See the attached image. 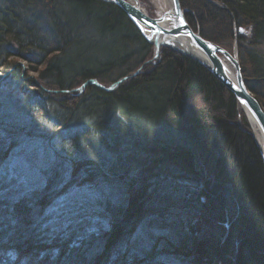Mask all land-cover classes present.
I'll list each match as a JSON object with an SVG mask.
<instances>
[{
    "label": "trees",
    "instance_id": "1",
    "mask_svg": "<svg viewBox=\"0 0 264 264\" xmlns=\"http://www.w3.org/2000/svg\"><path fill=\"white\" fill-rule=\"evenodd\" d=\"M179 1L193 30L200 24L203 32L202 23L211 24L209 34H200L214 44L213 34L230 35L231 18L237 29L248 30L250 49L238 37V56L246 88L264 111V56L254 51L264 43V0H211L229 15L206 0ZM151 55L152 46L125 14L100 0H0V76L5 75L0 77V129L8 140L0 139V163L3 149L14 142L44 138L45 148L55 149L36 194H12L8 202L0 189V264H141L136 256L144 255L143 248L127 240L150 223L146 213L171 221L179 210L174 199L157 207L156 190L150 188L155 183L140 181L144 176L158 180L164 172L194 180L196 195L205 200L197 199L203 211L196 228L206 217L232 222L224 247L227 255L235 252V260L227 264H264V169L253 140L237 126L241 118L247 129L233 95L206 69L170 49L160 51L158 64L143 68ZM20 62L31 78L23 75ZM140 68L112 92L92 84L76 91L91 80L112 85ZM123 164L126 169H120ZM128 171L136 172L141 184L134 187L138 181L131 184ZM72 183L83 192L68 191ZM111 184L123 211L109 216L108 231L95 233L99 239H89L94 233L79 226L96 217L88 204L70 203L67 209L75 215L70 218L75 231L54 230L46 226L52 219L36 216L66 192L97 200L98 188ZM215 230L214 244L222 234ZM157 241L170 243L161 236L153 246ZM85 247L93 252L90 261ZM132 251L136 254L129 259ZM184 256L191 259V252Z\"/></svg>",
    "mask_w": 264,
    "mask_h": 264
},
{
    "label": "rangeland",
    "instance_id": "2",
    "mask_svg": "<svg viewBox=\"0 0 264 264\" xmlns=\"http://www.w3.org/2000/svg\"><path fill=\"white\" fill-rule=\"evenodd\" d=\"M128 1H131V0H128ZM136 1L141 11L144 12L145 15H147L151 19H156V18L161 17L167 9V6L165 5L164 0H136ZM206 1L207 3L213 5L214 7L225 11V13H228L229 15L228 9L223 8V6H221L220 4L213 2L211 0H206ZM182 9L187 12L186 9L184 8ZM204 23H202L204 26L203 32H201L202 28L200 24L196 26L195 30H193L190 27L194 33H199V36L201 38L203 37L201 36L200 32L207 35V33L209 34L210 29L212 31V28H210L211 24L208 28H206ZM208 23H211V22H208ZM230 28H231L230 35L228 34V32H225L222 35L213 34L215 37H217L216 39H214L216 40L215 45L221 50H223L224 52H226L231 57L234 55V50H235L237 52L238 64L241 69L240 60L238 56V47H240L238 43V37L243 38L245 41L242 47L246 49H250V47L247 46L249 32L248 30L237 29L235 22L232 18H231ZM234 38L236 41H234ZM208 42L212 43L211 41H208ZM150 45L152 46V55L150 56L149 60L143 65V68L158 64L160 51L163 48L170 49L167 46L159 47L158 56L157 58H154L153 56L154 46L152 44ZM170 50L183 55L179 51H175L173 49H170ZM254 51L264 56V43L254 48ZM216 55L221 57V54L216 53ZM18 64L17 65L22 68L23 75L26 74L27 76H30L31 78L32 75H30V73H27V68H26L25 63L20 62ZM143 68H140L136 72H142ZM241 73H242V70H241ZM0 77L1 79H3L5 78V75H1ZM242 77H243V74H242ZM127 78L129 79L132 77H127ZM96 82L99 84L98 81ZM99 85L102 88H107V89L111 87V85H105L106 87L101 84ZM84 88L80 87L79 89L82 90ZM116 88L117 86L114 85L110 91H105V92H112ZM58 95L65 96V94H58ZM240 113L245 119L247 129L243 128V123L240 120L241 118L238 119L237 126H241V129H243V131H247L251 133L252 130H251V127H249L246 117L243 115L241 111ZM44 135H48V134H44ZM50 135L51 134H49V136ZM41 141L42 142H39V143L38 142L35 143L32 141H29V143L27 141L25 142L20 141V143L14 142L15 145L13 146V148L3 149L4 153L6 154L5 156L3 155L4 157L2 156L3 158L2 163H0V181H1L2 190H5V192L9 194L8 196L11 197L13 193V198H16V195L27 196L30 192L33 195V194H36L37 193L36 190L41 188V186L43 185L44 182H43V172L42 171L46 170L51 165L50 163L52 162L51 161L52 153L55 155V149H53V147L52 149H46L45 139L43 138L41 139ZM254 144L255 146H257L256 143ZM39 146H43L44 148H39ZM130 151L134 152V154L136 153V149L134 150L130 149ZM129 158H131V156H129ZM105 163L107 164L108 162L105 161ZM126 167H127V164H123L121 165L120 169H126ZM126 173L128 174L127 180L131 182V184H136V182L138 181V184L135 185L134 187H137L139 184H141V182H146L148 180L150 181V183L152 182L155 183L154 185L151 184L150 188L153 191L156 190V194H155L156 196L154 197V199L156 200L157 207L168 205V203H170V201L173 199L175 201L179 200L180 202L179 210L174 211L172 213L176 215L175 218L173 219L172 215L169 216L170 219H173L171 221L164 220V219H161L160 221L159 220L156 221V216L154 215L151 216L148 213H146L148 216L146 220L150 221V223H145V225L139 227L137 231L133 233V236H130V238L127 240V242L130 245H132L133 243H136V245L140 247L139 249L143 248L142 250H143L144 255H142L141 257L136 256L138 259V263H141V264H227L226 261L230 262V260L234 262L235 252L231 255H227L225 254V247H224L226 237L228 234H230L229 228L232 222L229 223V221L225 219V222L216 221L215 223V221H212L208 217H206V220L201 222L202 225H199L196 228L195 223L198 222L197 220H200L199 216L201 217L200 210L203 211L202 206L197 204V199L200 200V204H205V200L203 196L198 197L196 195V193L199 192V189L197 191L195 186L192 185L194 180H188L187 182V181H184L187 179H181L179 175H174L173 173L170 176H166V175L162 176V178L158 180L156 177L147 178L144 176L142 179H140V181L141 180L142 181L139 182V179L136 177V174H137L136 172L130 173V171H128ZM132 178L134 179L132 180ZM147 185L149 186V182H147ZM114 186H115L114 184L100 186L98 188V193H97L98 199L97 200L93 198H89V199L86 197L83 198L84 196L82 195L68 196L69 193L66 194L67 193L66 192L64 195H61L60 197L52 200L48 204V206L47 205L44 206L45 208H43V210L41 209L36 210L35 211L36 216L40 213L44 215V219L46 221L48 219H52V222H49V223L47 222L46 226L52 227V229L54 230L56 229L58 230V228L67 229L68 227H70V228H73L75 231L77 230L76 225L73 226L72 224H74V221L70 220V218H73L75 215L68 213L67 209L70 208L69 206L70 203L76 202L77 205H81V206L84 204H88V205H85L87 209L97 210L96 217H93L94 220H91L90 222L83 221L81 224H79V226L86 227L88 228V231L90 233H94L89 236L90 237L89 239L91 240L99 239V236L95 233H97L98 230L99 231L104 230V227H105V231H108L107 220H110L109 218H111L109 216L112 215V218H114L113 215L116 216L115 214L123 211V207L121 208V205L118 204L120 202L119 195L116 192H113L114 190H116ZM62 188L64 187L58 188L57 190L60 191V189ZM71 188L73 187L71 186L70 189ZM169 193H172V194H169ZM31 198H34V197H31ZM164 199L166 200L164 201ZM13 200L15 201L16 199H13ZM12 204H13V201L8 203L6 207L10 208ZM87 209H84L85 213ZM94 215L95 214H93V216ZM174 220H175V223L173 222ZM179 220L181 222H179ZM93 221L95 222L92 223ZM164 222H165L164 228L159 227ZM53 223H54V226L52 225ZM60 223H61V226H58V224ZM214 228L217 229L215 230L217 234L219 233L218 230H222L221 237L218 239V241H216V244L213 243L215 237L211 236V234H213ZM161 236L169 237L170 243H167L166 246H164L163 244L158 243L159 241L158 240L156 243L158 244V246H153L155 244L154 241L156 237H161ZM201 239H205L203 240L205 241L203 246H199L198 248L192 247L193 250L190 251V246L196 245L197 243L201 241ZM151 246H153L152 248L154 249L150 248ZM85 248H86V252H84V256L86 259H88V261H90L92 258V257L89 258L91 255L89 253L92 252V250L90 249L91 247L90 248L85 247ZM183 248H186V251L189 249L188 252H191V256H190L191 259L190 258L183 259L185 257L184 255L188 254V252L183 250ZM158 249L161 250V253L156 252ZM194 252H196L197 254L195 253L196 255L193 256ZM85 253L87 254V256ZM132 253L130 256H127L129 259L132 255L136 254L135 251H132ZM155 255L159 257L156 258ZM181 260H184V261L182 262Z\"/></svg>",
    "mask_w": 264,
    "mask_h": 264
},
{
    "label": "water",
    "instance_id": "3",
    "mask_svg": "<svg viewBox=\"0 0 264 264\" xmlns=\"http://www.w3.org/2000/svg\"><path fill=\"white\" fill-rule=\"evenodd\" d=\"M100 1L119 8L131 20L144 40L154 46V58H157L158 48L161 46H167L170 49L179 51L186 58L206 69L233 95L245 117L248 114L260 130L262 145L257 143L252 132L242 131L248 134L253 142L257 144L256 148L264 169V111L246 88L245 80L238 64L237 52L234 50V55L231 57L215 44L201 38L199 33H194L185 20V10L181 8L179 0H165L167 9L161 17L156 19H151L145 15L138 7L136 0H131L134 6L132 2L130 3L129 1L127 3L125 0ZM234 41H236L235 38ZM216 53L221 54V57L217 56ZM196 54H199V56L197 57ZM229 70H232L233 76L230 75ZM126 79L119 80L115 86ZM90 83L104 91H110L113 88L112 86L109 89H103L95 81H90Z\"/></svg>",
    "mask_w": 264,
    "mask_h": 264
},
{
    "label": "bare ground",
    "instance_id": "4",
    "mask_svg": "<svg viewBox=\"0 0 264 264\" xmlns=\"http://www.w3.org/2000/svg\"><path fill=\"white\" fill-rule=\"evenodd\" d=\"M125 2H129L128 0H125ZM132 1H130V3H131ZM164 3H165V5H166V2H165V0H164ZM133 4V3H132ZM133 6H134V4H133ZM126 16V15H125ZM126 18H127V16H126ZM128 19V21L135 27V25L131 22V20L129 19V18H127ZM136 28V27H135ZM138 31V30H137ZM139 32V31H138ZM167 45L169 46V44L167 43ZM192 52V51H191ZM196 56L198 57L199 56V54H196ZM230 71V75H232V70H229ZM233 76V75H232ZM230 78H231V76H229ZM96 82V81H95ZM88 83V82H87ZM87 83H84V84H82V86L83 85H87ZM97 83V82H96ZM98 84V83H97ZM99 85V84H98ZM84 86V87H85ZM100 86V85H99ZM76 91H77V89H76ZM76 91L75 90H73V92H72V94L73 95H76ZM55 94H57V93H55ZM240 108V107H239ZM240 111L242 112V110L240 109ZM243 113V112H242ZM243 115H244V113H243ZM245 116V115H244ZM247 122H248V124L250 125V127H251V129H252V133H253V135L255 136V139H256V141H257V143H259L260 145H262V135H261V133H260V130L258 129V126L254 123V121L250 118V116L247 114ZM4 131H6L5 129H3V128H1L0 129V139H5L4 138V136H7V134H6V132H4ZM4 141H8V140H4ZM26 161H27V159H26ZM167 176H170L171 175V173L170 172H164ZM72 187L73 188H68L69 189V191H72V193H74V192H78V193H81V192H83V190L82 189H80V188H78V187H76L73 183H72ZM115 187V189H116V186H114ZM74 191V192H73ZM13 194V193H12ZM1 195H2V198L6 201L8 198H10V196H8L9 194H7L6 192H5V190H2V188H1ZM8 202H9V200H7ZM6 204H8V203H6ZM4 207H5V203H4ZM31 213H32V211H31Z\"/></svg>",
    "mask_w": 264,
    "mask_h": 264
}]
</instances>
